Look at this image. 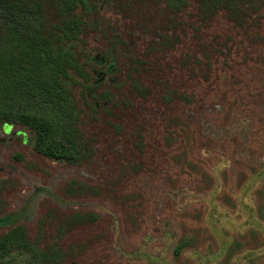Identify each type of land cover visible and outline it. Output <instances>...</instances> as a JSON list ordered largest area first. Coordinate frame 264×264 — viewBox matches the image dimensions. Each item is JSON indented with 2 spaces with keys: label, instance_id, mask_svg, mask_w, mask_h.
Listing matches in <instances>:
<instances>
[{
  "label": "rangeland",
  "instance_id": "1",
  "mask_svg": "<svg viewBox=\"0 0 264 264\" xmlns=\"http://www.w3.org/2000/svg\"><path fill=\"white\" fill-rule=\"evenodd\" d=\"M133 11L102 18L88 50L103 63L75 89L91 158L53 162L26 127H0L7 210L34 237L41 219L47 237L62 234L61 264H264V12L245 27L220 13L147 50L167 25L153 6ZM73 178L101 193L68 199ZM88 212L95 223L60 225Z\"/></svg>",
  "mask_w": 264,
  "mask_h": 264
},
{
  "label": "trees",
  "instance_id": "2",
  "mask_svg": "<svg viewBox=\"0 0 264 264\" xmlns=\"http://www.w3.org/2000/svg\"><path fill=\"white\" fill-rule=\"evenodd\" d=\"M145 6H153L167 25L155 30L158 35L151 36L147 50L169 33L176 42L187 29L199 33L220 13L245 27L259 21L264 12V0H0V127H26L33 135V150L53 162L72 166L91 158L93 146L82 129L84 110L75 89L83 83L80 80L91 60L103 61L89 58L88 45L101 31L105 14L129 19L130 10L138 12ZM109 28H113L110 23ZM113 41L114 49L121 39ZM115 59L111 52L106 60L114 67ZM145 63L137 54L131 61L136 66ZM133 86L146 95V87L137 79ZM87 88L86 84L83 91L90 92ZM98 101L92 99L94 105ZM6 183L0 179V264L63 263L68 255L60 244L63 235L47 237L41 219L38 236H32L23 222L14 219L15 212L7 210ZM100 193V187L75 178L63 188L68 199ZM97 220L94 212L76 213L60 225L66 231L72 224Z\"/></svg>",
  "mask_w": 264,
  "mask_h": 264
}]
</instances>
